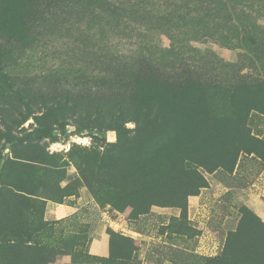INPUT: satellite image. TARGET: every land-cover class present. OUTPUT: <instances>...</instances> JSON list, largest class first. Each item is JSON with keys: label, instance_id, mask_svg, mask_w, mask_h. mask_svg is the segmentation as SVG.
<instances>
[{"label": "rangeland", "instance_id": "1", "mask_svg": "<svg viewBox=\"0 0 264 264\" xmlns=\"http://www.w3.org/2000/svg\"><path fill=\"white\" fill-rule=\"evenodd\" d=\"M107 1L122 11L96 12L95 1L86 7L73 0L43 6L44 18L30 32L34 39L19 37L10 44L13 51L20 49L19 59L6 63L5 53L0 54V264H36L28 254L10 249L8 241L13 235L24 241L26 223L35 233L48 204L76 210L43 236L64 242L61 253L72 255L69 264H208L206 257L222 254L226 264H264V226L251 201L264 187V114L246 115L249 95L241 91L232 99L228 91H212L217 110L236 116L197 122L187 109L192 100L164 89L168 118L147 130L128 122L131 132L120 136L108 126L114 109L106 99L87 94L82 78L108 70L103 63L111 59L154 57L160 49L179 47L178 42L186 44V57L203 54L220 74L224 64L238 62L240 50L225 45L219 35L174 43L167 28L152 18L168 13L171 2ZM248 6L264 28L263 4ZM68 73L80 76L54 78ZM191 105L200 110L198 100ZM101 108L111 110L105 123L97 114ZM36 119L56 135L27 139L38 129ZM200 185L210 189L200 193H210L203 200L204 217L193 222L187 204ZM101 222L122 249L110 259L88 254ZM196 227L205 236L197 238ZM173 231L189 237H175ZM208 244L217 247L206 252ZM59 256L50 251L37 264H51Z\"/></svg>", "mask_w": 264, "mask_h": 264}, {"label": "trees", "instance_id": "2", "mask_svg": "<svg viewBox=\"0 0 264 264\" xmlns=\"http://www.w3.org/2000/svg\"><path fill=\"white\" fill-rule=\"evenodd\" d=\"M70 0H0V54L5 53L6 63L17 61L20 55V49L13 51L10 44L14 39L22 37V40L31 42L34 38L31 36V29L35 28L37 21L44 18L43 6H56ZM72 1V0H71ZM79 6L86 7L95 1L97 4L96 12L110 11L111 14H117L122 11L119 6H113L107 0H73ZM171 2L169 12L160 16L152 17L158 21L161 29L167 28V32L175 41H187L199 39H209L217 35L223 37L225 45H231L233 49L240 50L239 60L237 63L224 64V71L218 74L213 68V62H209L205 55L198 54L189 56L185 54L183 43L178 42L179 47L175 44L169 50H158L154 57H148L144 54L134 59H126L128 62L113 59L104 62L108 70L98 73L95 77L82 78L86 80L87 94L104 98L108 106L114 109L112 119L109 120L108 126L116 131L120 136L128 135L131 130L126 127V123L133 122L137 129L147 130L153 125H160L162 121L168 118V112L165 103L167 102L162 96V91L168 89L172 96H177L181 100L199 101L200 110L193 105H187L191 109V118L201 121H226L236 116L233 112L226 110H217L218 99L211 96V92L223 94L228 91L231 98L245 91L250 98L248 111H256L264 114V28H262L252 16L249 4H263L264 0H164ZM181 37L186 40L183 41ZM178 47L179 53L176 52ZM183 47V48H180ZM3 52V53H2ZM175 55L176 58L170 60L169 57ZM183 54V55H182ZM7 66V65H6ZM6 66L4 68H6ZM3 68V67H2ZM69 74V73H68ZM66 75L55 74L56 80L77 78L80 75L76 73ZM48 78V77H45ZM23 105L29 107L23 99L18 98ZM221 101V99L219 100ZM187 106L181 107L186 108ZM85 117L91 118L90 113L83 112ZM111 113L108 108H101L97 114L100 122H106V116ZM38 121V129L28 134L27 139L51 138L56 132ZM178 130H171L172 134ZM208 186V184H207ZM200 185L196 194L200 190L207 188ZM189 203V201H188ZM187 204V216H188ZM260 223H264L257 217ZM36 225L37 230L32 233L27 223L23 239L16 241L17 235H13L8 241V247L20 253L28 254V257L36 264L39 259L48 252H54V256H70L63 254L64 242L59 238L43 237L45 231H50L49 226L55 225L56 221H47L42 219ZM46 221V222H45ZM29 224V223H28ZM109 232V230L107 229ZM170 235L169 232H167ZM175 233V234H174ZM184 233V232H183ZM111 235V233L109 232ZM200 231H196V236ZM171 235L182 238L189 237L186 234H180L173 231ZM124 239V238H123ZM119 241H115L111 236L110 256L108 258L90 257L100 259H110L114 253L122 251ZM229 240L227 239L224 249L228 248ZM224 253V252H223ZM217 255L215 257H206L208 264L220 262L226 264L227 261ZM174 264H178L173 261Z\"/></svg>", "mask_w": 264, "mask_h": 264}, {"label": "crops", "instance_id": "3", "mask_svg": "<svg viewBox=\"0 0 264 264\" xmlns=\"http://www.w3.org/2000/svg\"><path fill=\"white\" fill-rule=\"evenodd\" d=\"M264 179V174L261 175ZM211 186V184H210ZM255 185H253L254 187ZM204 190H210L208 188ZM260 193L259 194H253L251 196V201L253 204V210L255 211L256 215L262 220L264 223V187L260 188ZM210 193V192H209ZM209 193L204 194L202 191L198 196H191L189 198V206H188V215L189 219L191 221H200L202 217H204L201 214L204 211L203 208V200L204 197L209 195ZM177 210H173L172 215L177 216L178 212L176 213ZM76 213V210L69 205L66 204H48L46 213H45V219L47 221H59V220H64V219H71ZM202 215V216H200ZM210 219V217H208ZM199 223V222H198ZM202 225V224H201ZM195 226V225H194ZM197 228V227H196ZM108 227L104 223H99L96 229V237L93 239V241L89 244L88 247V252L92 256L95 257H100V258H108L110 256V242H111V235L107 231ZM199 231H203L202 227L197 228ZM125 230V229H124ZM117 231V230H116ZM134 234H137L141 238L147 236H143L141 232L139 231H133ZM168 235V233H166ZM205 236L204 232H200L196 237L201 238ZM206 247H208L204 251L209 252V251H214L216 249V245H210L208 244ZM205 248V247H204ZM195 253H198L196 251ZM70 263V256H59L53 263L51 264H69ZM166 264H174L173 262L166 261Z\"/></svg>", "mask_w": 264, "mask_h": 264}, {"label": "bare ground", "instance_id": "4", "mask_svg": "<svg viewBox=\"0 0 264 264\" xmlns=\"http://www.w3.org/2000/svg\"><path fill=\"white\" fill-rule=\"evenodd\" d=\"M88 140V139H87Z\"/></svg>", "mask_w": 264, "mask_h": 264}]
</instances>
